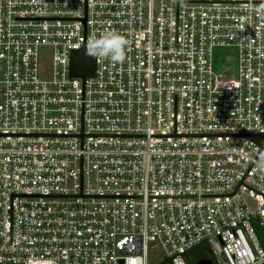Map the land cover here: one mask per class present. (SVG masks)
<instances>
[{"label": "built area", "instance_id": "obj_1", "mask_svg": "<svg viewBox=\"0 0 264 264\" xmlns=\"http://www.w3.org/2000/svg\"><path fill=\"white\" fill-rule=\"evenodd\" d=\"M261 6L0 0V264H264ZM109 30L124 62L73 76Z\"/></svg>", "mask_w": 264, "mask_h": 264}, {"label": "clouds", "instance_id": "obj_2", "mask_svg": "<svg viewBox=\"0 0 264 264\" xmlns=\"http://www.w3.org/2000/svg\"><path fill=\"white\" fill-rule=\"evenodd\" d=\"M264 9V6H261ZM129 41L120 33L109 30L88 39L85 55L95 59H106L113 64L123 63ZM257 170L264 171V158L255 161Z\"/></svg>", "mask_w": 264, "mask_h": 264}, {"label": "water", "instance_id": "obj_3", "mask_svg": "<svg viewBox=\"0 0 264 264\" xmlns=\"http://www.w3.org/2000/svg\"><path fill=\"white\" fill-rule=\"evenodd\" d=\"M96 59L85 55V48L71 53V73L75 77H93L96 73ZM245 138L253 140L264 149V135H245Z\"/></svg>", "mask_w": 264, "mask_h": 264}, {"label": "trees", "instance_id": "obj_4", "mask_svg": "<svg viewBox=\"0 0 264 264\" xmlns=\"http://www.w3.org/2000/svg\"><path fill=\"white\" fill-rule=\"evenodd\" d=\"M190 264H210L211 256L210 251L207 246L202 245L197 247L189 254ZM161 264H170L169 262L164 261Z\"/></svg>", "mask_w": 264, "mask_h": 264}, {"label": "rangeland", "instance_id": "obj_5", "mask_svg": "<svg viewBox=\"0 0 264 264\" xmlns=\"http://www.w3.org/2000/svg\"><path fill=\"white\" fill-rule=\"evenodd\" d=\"M232 57L235 58L236 55H234V56H232ZM231 61H232V60H231ZM41 62H42V66H43L44 68H48L49 65H50V63H51L49 55H44V56H42V60H41ZM220 62H222V61H217L216 64H215V67H216V70H217V71H220V70H221V67H222V65H223V64L220 63ZM233 66H234V68L237 66V61H236V60L233 61ZM155 252H156V253L153 254V257H151V261H160V260L162 259V257H163V255H162L160 249L156 250Z\"/></svg>", "mask_w": 264, "mask_h": 264}]
</instances>
